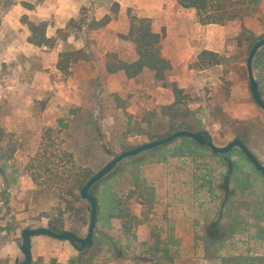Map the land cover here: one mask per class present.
<instances>
[{"label":"rangeland","instance_id":"obj_1","mask_svg":"<svg viewBox=\"0 0 264 264\" xmlns=\"http://www.w3.org/2000/svg\"><path fill=\"white\" fill-rule=\"evenodd\" d=\"M117 1L12 0L5 7L6 0H0V264L23 260L19 246L25 228L61 222L84 237L89 204L76 192L54 197L63 191L62 180L85 170L93 175L115 155L170 133L171 119L161 112L174 101L169 89L157 87L147 71L133 80L105 72L108 52L125 61L135 58L132 47L117 39L129 28L128 11L142 17L147 7L156 31L164 28L161 50L172 65L167 79L184 89L198 129L224 146L235 138V121L244 120L252 128L250 151L264 164V110L251 96L246 67L253 44L264 38V0H216L226 17L235 18L210 25L199 24L195 10L175 0H139L124 5L123 17L120 5L111 13ZM105 11L117 28L91 29V20H100ZM23 16L47 22L48 37L58 36L59 29L68 37L55 50L33 46ZM76 50L87 59L62 74L56 68L60 53ZM203 50L217 53L221 64L190 67ZM252 68L264 92V47ZM66 148L73 163L67 162ZM53 152L56 158L38 160ZM231 159L236 168L229 198L226 167L208 148L178 138L123 160L96 187L100 244L79 257L70 242L35 236L30 264H264V176L239 153ZM55 174L62 178L56 185ZM32 175L39 176L37 183ZM114 200L123 216L129 214L127 234ZM67 201L81 213L69 214ZM153 235L158 251L146 254ZM113 244L120 251L114 253Z\"/></svg>","mask_w":264,"mask_h":264},{"label":"trees","instance_id":"obj_2","mask_svg":"<svg viewBox=\"0 0 264 264\" xmlns=\"http://www.w3.org/2000/svg\"><path fill=\"white\" fill-rule=\"evenodd\" d=\"M175 1L183 9L195 10L197 21L201 25L223 24V22L233 20L235 18V16L226 17L222 7H219L218 5L215 4L216 0H175ZM12 4H13L12 0H6L5 7H10ZM21 4L26 9H32L33 7V5L28 2H21ZM118 12H119V4L115 2L111 7V13L116 15ZM128 18H129L128 31L126 33H118L117 39L121 42H125L129 44L132 47L135 54V58L132 61H125L120 59L116 53L108 52L105 55V62H104L105 72L110 75L121 74L127 79H135L146 71L150 72L152 74L155 85L157 87L169 89L174 96V101L171 104L162 107L161 110L162 115L169 116L171 119L170 128H169L170 133H168V135L166 136H169L172 133L179 130L200 131L198 129L200 123L194 118L193 112L189 110L185 104L187 95L184 89L181 88L176 81L169 82L167 79L168 74L172 69V65L170 61L163 56L161 50L162 43L165 37L164 28H162L161 31L158 32L155 29V24L153 19L144 16L140 17L137 15H132L129 11H128ZM111 19H112L111 15H105L100 20L93 19L89 23V27L91 29L103 28L111 21ZM22 23H24L28 27L29 36L27 38V42L36 47H47L50 50H55L58 47L59 43L63 41L66 37H68V34L65 33V31L62 29L57 30L58 36L48 37L46 34L47 22L44 21L36 23L29 21L27 19V16H23ZM59 57L60 60L58 61L56 68L64 75H67L69 73V67L71 63H75L77 61H83L87 59V55L83 50L62 52L60 53ZM219 64H221V59L219 58L218 54L208 50L201 51L197 55V57L189 61L190 67L193 66L197 69H204L208 66L219 65ZM258 88L260 95L264 97V92H262L259 83H258ZM235 123L238 126L233 130V135L235 136V138H239L240 140H242V142H244V144H246V146L251 150L248 137L251 134L252 128L248 126L244 122V120L235 121ZM180 139L185 143L186 142L190 143V145L207 149V147L199 146L189 138L182 137ZM65 151H66L64 153L65 157L68 158L67 162L73 163L74 157L72 152L67 148ZM234 152L239 153L240 156H243L245 159H247L243 155L241 150L238 148H234L229 153L224 155L212 153V156L218 157L226 167V174H225L226 182L224 187L226 188L227 198H229L234 191V188L229 186L230 183L232 182L233 174L236 168L235 167L236 162L231 159V155ZM52 158H56L54 152L50 154V157L46 156L45 153L42 154V156H38V160L45 159L46 161H50V159ZM247 161L249 160L247 159ZM249 163L251 162L249 161ZM117 167L118 166H116L103 179L110 178L111 175L115 173V169ZM256 172L258 171L256 170ZM258 173L262 175L260 172ZM91 176L92 175L89 172V170H85L83 172H75L73 175L67 176V178H64L62 180V182L65 184V186L63 187V191L60 192L61 194H59L58 196L54 195V197L60 198L62 200V197H68V195L74 196V192H76L77 197L79 196V198L81 199L80 190ZM52 179L54 181L53 183L56 185L62 178H59L58 175L55 174L52 177ZM32 180L34 183H37V181L39 180V176L32 175ZM99 182L96 183L90 189V193L96 198L97 204H98V198H97V193H95V191ZM69 204H70L69 201H67L68 207L66 209L69 214L74 212L73 213L74 215H79L81 213L80 209L78 210L76 208L70 207ZM113 205L115 206L116 209L118 208L117 209L118 214L116 215L118 216V218L122 219L123 221L122 227L124 231L126 232V234L129 233V230L132 227L131 222L126 219L129 217V214L127 216H123L120 213L121 210H119V204L117 203V201L114 200ZM98 208H99V204H98ZM48 228L56 233H60L63 231H70L80 236L79 228L76 227L70 230H66L64 228V224L61 222L58 224L55 223L51 224L48 226ZM96 234L97 231L95 229L93 235V242L90 247L80 251L75 247L79 257H83L84 255L87 254L88 251L93 250L95 247H97L100 244ZM150 242L152 243L150 244V248L146 249V254L156 255L159 244L157 236L153 235L151 237ZM112 250L114 253H117V251H120V248H118L116 245L113 244Z\"/></svg>","mask_w":264,"mask_h":264},{"label":"water","instance_id":"obj_3","mask_svg":"<svg viewBox=\"0 0 264 264\" xmlns=\"http://www.w3.org/2000/svg\"><path fill=\"white\" fill-rule=\"evenodd\" d=\"M264 47V38L259 39L252 46L246 61V67L249 78V89L251 96L255 103L264 110V98L260 95L258 83L253 75L252 62L257 51ZM189 138L194 141L199 146L207 147L213 154H227L234 148L241 150L243 155L251 162L254 168L264 175V164H262L256 156L250 151V149L240 140L239 138H234L224 146H217L214 144L212 138L209 134L204 131H188L179 130L172 133L169 136L153 140L150 142L143 143L141 145L135 146L128 150H125L117 155H115L110 161H108L102 168L95 172L84 184L80 190V197L82 200L89 204V225L87 234L84 237H80L70 231H63L56 233L47 227H37V228H25L21 232L22 244L19 246L21 253L23 254V260L19 264H30L32 261L31 254V239L35 236H47L59 241L70 242L79 251L88 248L92 245L93 235L96 225L98 204L96 198L90 193V189L99 181H101L105 176H107L120 162L123 160L138 155L142 152L157 148L159 146L168 144L178 138ZM78 245V246H77Z\"/></svg>","mask_w":264,"mask_h":264},{"label":"crops","instance_id":"obj_4","mask_svg":"<svg viewBox=\"0 0 264 264\" xmlns=\"http://www.w3.org/2000/svg\"><path fill=\"white\" fill-rule=\"evenodd\" d=\"M118 2V4L120 5V12H119V16L121 17L122 15H123V13H124V5H125V7H127V6H129V5H131V6H134L135 4H139V3H141L139 0H127V3H125V4H123V2L120 0V2L119 1H117ZM116 2V3H117ZM164 4L163 3H158L157 4V7H159L158 8V10L160 9V10H162L163 9V6ZM145 12H147L146 13V16L148 17V18H151V19H153L154 20V16L148 11V9H147V7H146V11ZM105 15H109V13L107 12V11H105L102 15H101V17L100 18H102V17H104ZM146 16H144V17H146ZM123 17V16H122ZM115 22H116V20H112V21H110L106 26L109 28H117V24H115ZM154 24H155V21H154ZM125 26L127 27L128 26V24L126 23L125 24ZM155 28H156V24H155ZM127 30V29H126ZM128 31V30H127ZM118 33H126V31H124V30H122V31H119ZM113 75H121V74H113ZM123 76V75H122ZM130 80H133V79H130Z\"/></svg>","mask_w":264,"mask_h":264}]
</instances>
